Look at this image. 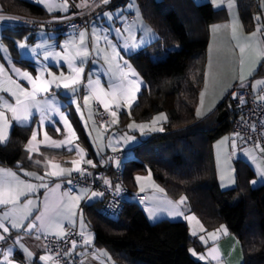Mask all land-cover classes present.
Segmentation results:
<instances>
[{
    "label": "crops",
    "instance_id": "0c3cea01",
    "mask_svg": "<svg viewBox=\"0 0 264 264\" xmlns=\"http://www.w3.org/2000/svg\"><path fill=\"white\" fill-rule=\"evenodd\" d=\"M30 1L43 5L56 15H67L74 5L73 0ZM200 1L212 2L216 8H222L228 14L227 20L214 23L210 29L205 82L198 106L201 113L198 117L203 119L217 109L237 84L250 87L258 98L264 96V55L261 54L264 50V10L260 14V22L256 29L247 31L237 0ZM76 3L75 5H78L80 10L83 9V12L100 8L101 4L105 5L102 0H78ZM35 21L37 19L5 12L0 3V46H2L0 47V65L4 68L3 73L0 74V83L3 88L16 91L18 95L19 90L10 80H15L31 91V84L21 79L13 68L29 72L37 78V83H48L50 92L39 94L38 99L43 100L45 96H51L54 102L52 110L48 115H44L33 109L34 115L30 121L22 125L18 124L12 118V112L5 106L6 101L15 106V97H12L8 91L0 90V112H3L7 119V124L4 125L6 139L0 142L7 144L10 141L15 126L35 124L34 131L38 133L37 139L31 143L29 139L27 143V148L31 152L41 153L46 147L54 150L67 149L69 153L65 156L50 157L44 172L37 169H17L0 164V168L6 172L15 173L17 181L13 182L12 187L15 192L20 193L15 204H0V222L9 229L8 232L0 229V235L6 238L0 241V264H9V262L10 264H59L48 252L45 237L47 235L64 236L70 226L77 227L81 236V241L76 242L70 251V255L78 261V264H116L105 248H92L95 238L87 229L88 225L83 216L84 205L98 203L103 200L104 194L93 196V192L98 194L102 192L75 183L73 177L81 174L84 165L92 170L99 168L101 155L106 151H114L111 149L117 150L116 142H113V145L109 144L110 133L117 128L112 126L113 130L110 132L108 128L111 123L117 126L120 123L121 113L131 108L136 102L141 91V89L137 91L140 87L138 76L144 83L139 71L129 59V55L137 53L139 49H145L158 39V35L144 20L137 0H128L123 6L100 11L95 22H91L90 27H84L81 30L74 27L52 29L44 24L37 27ZM22 26H29L27 28L29 30L27 32L24 31L25 29L21 30ZM16 27L21 31L10 29L12 31L10 35L17 46L14 52L4 36L5 29ZM258 28L260 31H257ZM253 33L255 35H252ZM20 44H24V48H20ZM242 48L243 52H241ZM76 68H83V71L77 73ZM65 83L68 84L67 88L64 87ZM85 86L90 87L89 93L83 92ZM78 99L83 103L80 109L76 106ZM105 104L108 105L107 108L104 107ZM100 109H104L109 114L108 123L99 124L97 114ZM113 112L115 115L112 114ZM40 118L44 119L47 127L40 124ZM53 119L58 121L61 131H56L57 125L51 123ZM77 123L82 124L90 146L95 152L94 156H90L91 153L86 145L80 141ZM68 125H71V129ZM131 129L129 126V132L139 134L138 140L132 142L135 145L134 148L150 135ZM118 137L117 135L116 138ZM54 141L62 143L54 144ZM120 144L125 143L121 141ZM214 151L218 178L223 189L236 186L238 160L247 161L258 183H264V175H262L264 174V145L245 146L234 135H227L215 143ZM89 160L92 161L91 164L88 163ZM114 166L117 167L116 162ZM102 183L113 188L109 178L104 179ZM56 185H59V188H56ZM153 185L149 190L152 191V195L147 194L141 185L139 187V191L145 193L146 197L143 200H147L145 203L147 209H153L154 203L173 205L178 212V218L173 219H183L181 208L184 205L181 208L178 204L174 205L176 203L171 201L157 183ZM5 193V199H7V187ZM28 201L31 203L29 204ZM57 208L59 212L50 223L41 228V222L35 220V217L44 215L47 221L48 217L53 215V210ZM6 212L9 213L7 217L4 216ZM186 214L190 216L189 220L186 218L185 221L190 225L192 233L190 220L193 214ZM13 222L21 226L13 228ZM29 224L35 226L28 229L25 226ZM198 224L196 221L195 225L198 226ZM199 231L197 236L200 240H203V243L205 239L207 241L204 243L207 246L206 251L200 253L205 258L200 260L210 264H245L242 242L231 234L227 227L206 232L205 227L200 225ZM8 249H11V252L6 260L3 253ZM212 249H216V252L213 253ZM17 253L24 259L16 257ZM214 255L215 258H213Z\"/></svg>",
    "mask_w": 264,
    "mask_h": 264
},
{
    "label": "trees",
    "instance_id": "16d2710c",
    "mask_svg": "<svg viewBox=\"0 0 264 264\" xmlns=\"http://www.w3.org/2000/svg\"><path fill=\"white\" fill-rule=\"evenodd\" d=\"M73 1L68 14L81 13L89 22L87 27L95 22L100 11L128 2L112 0L101 4L100 8L83 12L75 5L76 0ZM137 1L144 20L156 31L158 39L129 55L143 78L144 87L132 107L121 113L116 128L129 130L130 123L148 121L160 112H167L169 118L164 122L163 131L153 132L126 157L125 163L120 165L121 181L129 194L136 195L140 187L136 177L151 173L170 198L187 199L184 211L198 217L206 232L225 226L238 237L243 245L245 264H264V183L253 185L256 175L245 160L236 162L235 187L223 189L218 178L214 146L222 137L234 135L233 123L237 115L230 94L207 117L200 119L197 115L205 82L210 29L214 23L227 20L228 14L212 2ZM237 2L245 29L255 30L260 22L257 17L260 18L264 10V0ZM0 3L7 13L37 20L65 16L52 14L43 5L30 0H0ZM27 28L29 26H22L21 30L27 32ZM10 29L21 30L18 27L5 29L4 37L15 52L17 46ZM225 110L229 111L228 117L220 121L219 115ZM34 125L15 126L10 141L0 142V164L44 172L50 157L69 153L67 149L46 147L41 153L31 152L27 143ZM76 127L80 141L86 145L90 156H94L82 124L77 123ZM106 173L104 179L111 180L112 190L117 192L120 188L122 191L116 166H108ZM128 195L122 196L124 209L118 217L101 211L103 200L84 205V219L95 233L92 248H105L116 264H210L194 256L193 250L205 252L207 246L199 236L192 235L187 221L164 218L152 223L138 202L126 200ZM70 251L68 255L74 260ZM19 255L17 253L16 257L24 259Z\"/></svg>",
    "mask_w": 264,
    "mask_h": 264
},
{
    "label": "built area",
    "instance_id": "2783aa9c",
    "mask_svg": "<svg viewBox=\"0 0 264 264\" xmlns=\"http://www.w3.org/2000/svg\"><path fill=\"white\" fill-rule=\"evenodd\" d=\"M134 17V16H132ZM47 25L49 28H64L74 27L78 30L89 25V22L83 18L81 13L72 12L63 17H51L47 21L37 20L35 26ZM83 92L89 93L90 87L85 86ZM233 93H236V98H233ZM230 97L236 107L237 115L233 123L232 133L245 145L256 147L264 145V96L256 97L253 91L239 84L235 85L230 93ZM243 101V102H241ZM99 123H106L109 120L108 113L101 109L97 114ZM126 151H112L101 155V166L96 169H91L84 165L81 169V174H76L73 181L79 185L86 186L92 190H98L104 194L101 204V211L111 217H118L124 209L123 195H128L129 190L125 187L122 180V166L117 168L118 178L122 187V192H115L111 187L105 186L104 181L107 168L119 161L123 163L127 157ZM137 198L145 199V193L138 191ZM77 227L70 226L67 228L64 236L47 235L45 242L48 252L51 253L60 264H77L75 260L70 259L69 251L73 248L72 241H81Z\"/></svg>",
    "mask_w": 264,
    "mask_h": 264
},
{
    "label": "snow or ice",
    "instance_id": "6c2138e0",
    "mask_svg": "<svg viewBox=\"0 0 264 264\" xmlns=\"http://www.w3.org/2000/svg\"><path fill=\"white\" fill-rule=\"evenodd\" d=\"M103 3H108L109 0H102ZM107 15V13L105 14ZM257 19H259V17H257ZM257 31H260V29L258 28ZM252 35H255V33H253ZM81 39H83V34H81ZM2 47V46H0ZM20 48H24V44H20L19 45ZM241 52H243V48L241 49ZM261 54L264 55V50L261 51ZM4 71V68L2 65H0V74H2ZM13 71L23 80H26L29 84H31L32 86V90L28 91L26 86H21L19 83H17L15 80H10V82L12 84L15 85V87L19 90V95L17 94L16 91H12L11 89H5L3 88L2 83H0V90L3 91H8L11 93L12 97H15V106H13L12 104L8 103L7 101L5 102V106L12 112V118L18 123V124H24V122H28L30 121L31 117H33L34 113H33V109H36L38 112H42L44 113V115H48L49 112L52 110V104L54 103L52 100L51 96H45V98L43 100L38 99V95L41 93H49L50 92V88L48 83H44V82H40L37 83V78H34L32 75L29 74V72L27 71H21V69L19 68H13ZM75 71L77 73H80L83 71V68H76ZM51 74V73H49ZM133 75H135V73H133ZM53 79H55V77H53ZM75 82V81H73ZM64 87L67 88L68 84L65 83ZM123 90V88H122ZM137 91H139V88H137ZM237 94L233 93V98H236ZM23 97V98H21ZM85 101H87V97L84 98ZM243 102V101H241ZM105 108L108 107L107 104L104 105ZM113 115H115V113H112ZM200 111L198 109L197 111V115H200ZM163 117V114H161V116L156 117V119H161ZM51 123L53 125H57L56 127V131H61L60 127L58 126V121L53 119L51 121ZM7 124V119L4 116L3 112H0V141H3L6 139L5 133H4V125ZM40 124L41 125H45L44 119L40 118ZM45 127H47L45 125ZM69 129H71V125H68ZM143 127V126H141ZM161 131L163 129H160ZM37 131H33L30 141L29 143H31V141H35L37 139ZM73 134H75L73 132ZM45 136L47 138V133L45 132ZM54 144L57 143H62V142H53ZM71 150V149H69ZM83 151V150H81ZM89 164L92 163V161H88ZM75 164V162H74ZM77 171H80L79 169H76ZM0 204H8V203H13L15 204L18 196L20 195L19 192H15L12 185L14 181H17V177L15 176V173H12L10 171H5L4 169L0 168ZM53 175H56V173H52ZM70 174V173H69ZM264 175V174H262ZM11 178V179H9ZM150 178V177H149ZM141 177H136L137 181H140ZM68 183H71V181H68ZM253 184L256 183V181H252ZM8 188V193L7 196L8 198L5 199V188ZM56 188H59V185L55 186ZM93 196H97V195H103V193H92ZM76 199H79V197H76ZM181 202H183V198L181 200ZM28 203L30 204L31 201H28ZM59 212V209H54L53 210V215L48 217V220H45V216L44 215H37L35 217V220L40 221V226L41 228L45 227L47 223H50L51 220L54 218L55 214ZM9 215V213H4V216L7 217ZM21 225L13 222L12 227L13 228H18ZM34 224H29L27 226H25L28 229H31L32 227H34ZM57 226H59L57 224ZM223 227V226H222ZM0 229H3L4 232H8L9 229L8 227H6L4 225L3 222H0ZM210 236L213 234H209ZM6 238L3 235H0V241L5 240ZM203 239V238H201ZM73 246H75L76 241L73 240L72 241ZM11 249H8L7 251H5L3 254L5 256V259L7 260L8 255L10 254ZM212 252L215 253L216 249H212ZM194 255H198L200 259H204L205 257L203 255L197 254L195 252H193ZM30 255V254H29ZM213 258H215V255L213 256ZM41 259H44L43 257H41ZM10 264V262H9Z\"/></svg>",
    "mask_w": 264,
    "mask_h": 264
},
{
    "label": "rangeland",
    "instance_id": "374dc122",
    "mask_svg": "<svg viewBox=\"0 0 264 264\" xmlns=\"http://www.w3.org/2000/svg\"><path fill=\"white\" fill-rule=\"evenodd\" d=\"M197 2L198 3H203L200 0H197ZM139 50H141V49H139ZM138 84L140 86L139 89H141V91H140V93H141L142 90H143V87H144V83L142 82L140 76H138ZM82 104L83 103H81L80 100L78 99L77 102H76V106L78 107V109L81 108ZM161 114H163V117L161 119H156V117L161 116ZM168 118H169V116H168L167 112H160V113L156 114L152 119H150L148 121H143V122L136 121L134 123L132 122V123L129 124V126L132 128L131 130H134V131L135 130H137V131L139 130L141 133H145V134H150L151 135L153 132L161 131L160 129L164 130V122L166 120H168ZM112 126H114L113 128H116V126L111 123V126H109V128H108L109 132L113 130ZM141 126H143V127H141ZM103 130L105 131V127H103ZM117 135L119 136L118 138H116ZM138 135H139L138 133L133 134V132H129L128 130H122V131H120L119 129L114 130V132L110 133L109 144L113 145V142H116L117 143V145H116L117 147L116 146L115 147L117 148V150H115V149H111V150H114V151H126L128 153L127 156H129V154L131 155V152L133 151L134 146H135L132 142L134 140L135 141L138 140V138H139ZM119 138H120V140H119ZM145 138H147V137H145ZM121 141H124L125 144L124 145L120 144ZM122 148H128V149H122ZM108 152H112V151H106L105 153H108ZM125 160H126V158L123 161L124 163H125ZM124 163H121V162L117 161L116 162V165H117L116 168H119L120 165H123ZM140 177L143 178V179H141L139 181V184L141 185L142 188H144L146 190L147 194H149V195H152V193H151L152 191H149V190L151 188L150 186H154L153 183H157V185L160 186V184L155 180V178L152 176L151 173H149L147 175L140 176ZM254 181H256V183L253 184L254 186H260L261 184H263L262 182L258 183L257 179H255ZM160 188H162V187L160 186ZM117 192L121 193L122 191H121V189H117ZM170 199H171L172 202L176 203L174 205L178 204L179 208H181L184 205V203L186 202V200H187L185 197H183V202H181L182 199H179V200H173L172 198H170ZM126 200H131V201L138 202V204L144 210H146V212L148 213V217H149V219H150V221L152 223H156V222H158V221H160V220H162L164 218L171 219L172 221H176V220L180 221V220H186V218L188 219L190 217V216H187V214L185 213V211H184V209L182 207L181 209L183 211V219H173V218H178L177 217L178 216V212H176L175 206H173V205L168 206V205H166L164 203H161L160 205H157V204L154 203L155 206L153 207V209H147V207L145 205L147 200L138 199L135 194H129L128 196H126ZM165 215L166 216H170V217H164ZM191 216H192L191 217L192 220H190V224L192 226V235L197 236L199 234V232H200L199 231L200 225H201V227H203V224L199 220V218L196 217L194 214L191 215ZM196 221H197V223H199L198 226L195 225ZM87 229L91 232L92 235H94V238H95L94 231L92 229L88 228V226H87ZM200 237H203V236L200 235ZM205 242H207L206 239H205L204 243ZM193 252H194V250H193ZM195 253L200 254L197 251H195ZM194 256L196 258L200 259L198 255H194Z\"/></svg>",
    "mask_w": 264,
    "mask_h": 264
},
{
    "label": "water",
    "instance_id": "95a60500",
    "mask_svg": "<svg viewBox=\"0 0 264 264\" xmlns=\"http://www.w3.org/2000/svg\"><path fill=\"white\" fill-rule=\"evenodd\" d=\"M228 114H229L228 110H225V111L221 112L220 115H219V120L222 121L223 119L228 117Z\"/></svg>",
    "mask_w": 264,
    "mask_h": 264
},
{
    "label": "bare ground",
    "instance_id": "6f19581e",
    "mask_svg": "<svg viewBox=\"0 0 264 264\" xmlns=\"http://www.w3.org/2000/svg\"><path fill=\"white\" fill-rule=\"evenodd\" d=\"M101 110V109H100ZM104 110V109H103Z\"/></svg>",
    "mask_w": 264,
    "mask_h": 264
}]
</instances>
